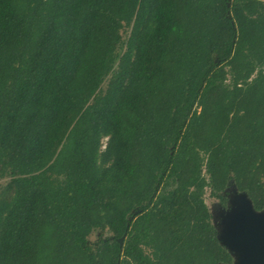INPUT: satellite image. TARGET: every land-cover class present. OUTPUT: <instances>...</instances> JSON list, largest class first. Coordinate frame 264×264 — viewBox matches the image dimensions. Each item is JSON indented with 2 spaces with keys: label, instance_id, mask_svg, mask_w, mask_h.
Here are the masks:
<instances>
[{
  "label": "trees",
  "instance_id": "trees-1",
  "mask_svg": "<svg viewBox=\"0 0 264 264\" xmlns=\"http://www.w3.org/2000/svg\"><path fill=\"white\" fill-rule=\"evenodd\" d=\"M0 180V264H232L205 195L264 209V0H0Z\"/></svg>",
  "mask_w": 264,
  "mask_h": 264
},
{
  "label": "water",
  "instance_id": "water-1",
  "mask_svg": "<svg viewBox=\"0 0 264 264\" xmlns=\"http://www.w3.org/2000/svg\"><path fill=\"white\" fill-rule=\"evenodd\" d=\"M240 195L244 205L235 207V213L233 211L229 218H239L236 241L223 234L220 239L221 235L217 233L218 239L234 256L233 264H264V209L256 210L246 193ZM238 212L242 217H237ZM119 241L122 242V239ZM242 244L247 245L249 251L245 253Z\"/></svg>",
  "mask_w": 264,
  "mask_h": 264
},
{
  "label": "rangeland",
  "instance_id": "rangeland-1",
  "mask_svg": "<svg viewBox=\"0 0 264 264\" xmlns=\"http://www.w3.org/2000/svg\"><path fill=\"white\" fill-rule=\"evenodd\" d=\"M129 30H130L129 27H124L121 30L123 39L127 37ZM105 140L106 139H104V142ZM2 183H4V180H0V184ZM240 194L245 195V193L238 192V190L235 188L234 185H231V188H229V191H228V203L226 206L221 205V203L216 198L210 196L209 192H207L205 195V201L208 204L210 211L212 213V221L217 229V233H219V236L221 235L220 239H222L223 235H226V236H229V238L231 237L233 241H236V237L238 234L237 231L239 228L237 220L239 218H235V216L231 220H229V218L231 216V213L234 211L235 207L237 208L239 205L241 206L244 205L242 203ZM237 217H242L240 212H238ZM229 221H230V224L228 223ZM107 234H109V232H105V231L101 232L100 230H96L90 235L89 239L91 241H95L100 235L106 236ZM242 246H243V249L242 247L241 249L244 250L245 253L246 251H249L247 245L242 244Z\"/></svg>",
  "mask_w": 264,
  "mask_h": 264
},
{
  "label": "flooded vegetation",
  "instance_id": "flooded-vegetation-1",
  "mask_svg": "<svg viewBox=\"0 0 264 264\" xmlns=\"http://www.w3.org/2000/svg\"><path fill=\"white\" fill-rule=\"evenodd\" d=\"M231 185H234V184H231ZM231 185L228 186V187L226 188V190H225V194H226V196H227V200H226L225 204L221 203V202L217 199V200L221 203V205H223V206H226L227 203H228V191H229V188H231ZM235 188H236V187H235ZM238 192H239V191H238ZM229 195H230V194H229Z\"/></svg>",
  "mask_w": 264,
  "mask_h": 264
}]
</instances>
